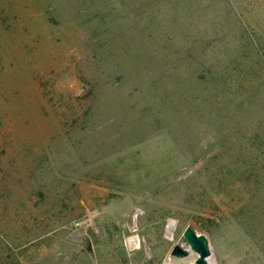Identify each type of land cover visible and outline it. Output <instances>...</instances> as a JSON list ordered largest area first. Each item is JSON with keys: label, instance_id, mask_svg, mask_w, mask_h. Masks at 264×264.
I'll list each match as a JSON object with an SVG mask.
<instances>
[{"label": "rangeland", "instance_id": "374dc122", "mask_svg": "<svg viewBox=\"0 0 264 264\" xmlns=\"http://www.w3.org/2000/svg\"><path fill=\"white\" fill-rule=\"evenodd\" d=\"M187 225L264 264V0H0V264H183Z\"/></svg>", "mask_w": 264, "mask_h": 264}, {"label": "water", "instance_id": "95a60500", "mask_svg": "<svg viewBox=\"0 0 264 264\" xmlns=\"http://www.w3.org/2000/svg\"><path fill=\"white\" fill-rule=\"evenodd\" d=\"M170 222H172L173 225V221L169 220V223ZM168 227L169 224L167 228ZM188 249L196 253L194 264H210L208 261V256L210 255L208 241L206 237L198 233L192 225H187L185 227L178 239V243L174 244L170 250V256L178 258L186 257L188 255Z\"/></svg>", "mask_w": 264, "mask_h": 264}, {"label": "bare ground", "instance_id": "6f19581e", "mask_svg": "<svg viewBox=\"0 0 264 264\" xmlns=\"http://www.w3.org/2000/svg\"><path fill=\"white\" fill-rule=\"evenodd\" d=\"M172 227H170V223H169V227L167 229L172 230ZM195 258H196V253L188 249V255L183 259V264H194ZM173 263H174V260L169 259V258L165 262V264H173Z\"/></svg>", "mask_w": 264, "mask_h": 264}]
</instances>
